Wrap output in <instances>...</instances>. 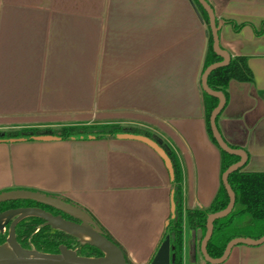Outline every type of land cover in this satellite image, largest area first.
Returning <instances> with one entry per match:
<instances>
[{"label": "crops", "instance_id": "0c3cea01", "mask_svg": "<svg viewBox=\"0 0 264 264\" xmlns=\"http://www.w3.org/2000/svg\"><path fill=\"white\" fill-rule=\"evenodd\" d=\"M219 44L245 57L250 82L231 80L217 127L243 149V172H264V0H206ZM243 25L235 32L224 21ZM208 30L191 0H0V131L116 125L150 133L174 154L182 209H207L221 154L206 129L200 76ZM28 190L86 210L131 264L155 254L172 185L147 145L111 138L0 143V193ZM183 223V264H208ZM222 264H264V243Z\"/></svg>", "mask_w": 264, "mask_h": 264}, {"label": "trees", "instance_id": "16d2710c", "mask_svg": "<svg viewBox=\"0 0 264 264\" xmlns=\"http://www.w3.org/2000/svg\"><path fill=\"white\" fill-rule=\"evenodd\" d=\"M196 11L199 13L200 19L206 25L208 30V43L205 52L201 73L211 64L219 62L221 59L216 56L212 50V40L210 36L208 17L197 0H191ZM231 25L235 32H238L243 25H237L233 21H224ZM264 24L260 31L256 34H262ZM250 82L251 71L247 66L245 57L231 58L227 66L218 68L209 74L207 85L212 91L220 92L228 100L227 86L229 81ZM202 92V91H201ZM202 104L206 123L207 133L211 141L216 145L209 127V117L213 109L217 105V99L208 96L202 92ZM129 133L133 135L145 136L159 145L169 158L173 171L171 179L172 185V201L174 204V212L170 214L168 224L164 230V234L160 244L166 237L169 238L170 254L173 257L171 264H183L182 262V242H183V223L194 232H200V241L205 233L206 219L210 214L222 211L228 204V196L223 186L211 205L207 209L194 208L183 213L182 209V188L181 173L179 164L172 151L154 135L138 129H124L116 125H100V126H83V127H63L56 130L41 131L36 129H23L17 131H0V143L18 141H34L35 136L52 135L60 141H81V140H105L116 138L117 135ZM229 145V144H228ZM217 146V145H216ZM231 148H236L229 145ZM220 150V149H219ZM221 154V173L229 166L238 161L235 156L228 155L220 150ZM229 185L235 194V206L232 212L225 218L214 223L213 235L207 244V253L211 258H219L227 243L234 238H251L259 239L264 236V172H243L238 170L228 177ZM61 199V198H60ZM63 201L74 205L66 199ZM40 205L31 201H14L0 204V214L9 208L19 206ZM42 209L48 208L44 205ZM79 207L77 205H74ZM82 209L81 207H79ZM51 209V208H50ZM53 210V209H52ZM85 211L93 220L95 225L99 227L103 235L114 243L124 254L126 261V253L123 248L113 239V237L92 217L90 213ZM55 215L59 212L55 211ZM63 218L72 220L70 217L61 214ZM173 216V217H172ZM9 229L5 233H0V245L4 244L8 238ZM16 236L19 244L25 249H34L41 253L57 254L59 246H66L84 257H101L102 253L96 248L82 244L75 238L51 229L45 224V221L39 218H30L20 224L16 228ZM159 244V246H160ZM158 246V248H159ZM157 248V250H158ZM156 250V251H157ZM156 253V252H155ZM155 254L153 255V257ZM151 258V260L153 259ZM150 260V262H151ZM149 262V264H150Z\"/></svg>", "mask_w": 264, "mask_h": 264}, {"label": "water", "instance_id": "95a60500", "mask_svg": "<svg viewBox=\"0 0 264 264\" xmlns=\"http://www.w3.org/2000/svg\"><path fill=\"white\" fill-rule=\"evenodd\" d=\"M197 2L208 17L212 50L216 56L221 59L219 62L208 66L200 76L201 91L208 96L217 99V105L209 117L210 132L217 147L221 151L238 158V161L229 166L221 175V184L228 196V204L222 211L210 214L207 217L205 233L199 245L200 254L206 263L222 264L227 260L234 247L239 245L259 246L264 243V236L256 240L251 238H234L227 243L222 255L219 258H211L207 253V244L213 235L214 223L227 217L235 206V194L229 185L228 177L233 172L244 168L248 161V156L243 149L231 148L223 139L217 127V118L224 109L226 101L222 93L209 89L207 85V78L209 74L216 69L227 66L231 57L227 51L221 48L219 44L218 33L222 24L216 20L213 9L206 0H197ZM116 138L138 141L150 147L163 160L169 172L170 178L172 179L173 171L171 162L163 149L159 147L157 143L145 136L133 135L129 133L119 134ZM54 140H57V138L52 135L34 137V141L48 142ZM14 142H16V140L11 141V143ZM14 201L35 202L59 212V215H53L42 208L34 207L10 209L0 214V233H5L6 228L9 226L8 238L4 244L0 245V264H129L126 261L123 252L103 235L102 231L95 225L91 217L79 207L69 204L58 197L34 191L11 190L0 193V204ZM173 212L174 204L171 200V214H173ZM61 214L70 217L72 220L63 218ZM30 218H39L44 220L45 224L51 229L63 232L75 238L82 244H88L96 248L102 253V256L97 258L79 256L75 251L68 249L63 245L59 246L57 254L41 253L34 249L23 248L17 240L16 228L18 224ZM172 260L173 257L170 254L169 238L166 237L160 244L150 264H171Z\"/></svg>", "mask_w": 264, "mask_h": 264}, {"label": "flooded vegetation", "instance_id": "af4514ba", "mask_svg": "<svg viewBox=\"0 0 264 264\" xmlns=\"http://www.w3.org/2000/svg\"><path fill=\"white\" fill-rule=\"evenodd\" d=\"M33 207L34 208H44V207H41L40 205H32V206H19V207H15V208H9L7 210H10V209H18V208H33ZM44 210H46V211L50 212L51 214L55 215V211L52 210V209H50V208L49 209L48 208H45ZM75 222H77V221H75ZM6 229H9V226Z\"/></svg>", "mask_w": 264, "mask_h": 264}, {"label": "built area", "instance_id": "2783aa9c", "mask_svg": "<svg viewBox=\"0 0 264 264\" xmlns=\"http://www.w3.org/2000/svg\"><path fill=\"white\" fill-rule=\"evenodd\" d=\"M146 264V263H145ZM147 264H149V263H147Z\"/></svg>", "mask_w": 264, "mask_h": 264}, {"label": "rangeland", "instance_id": "374dc122", "mask_svg": "<svg viewBox=\"0 0 264 264\" xmlns=\"http://www.w3.org/2000/svg\"><path fill=\"white\" fill-rule=\"evenodd\" d=\"M2 193H4V192H2Z\"/></svg>", "mask_w": 264, "mask_h": 264}]
</instances>
